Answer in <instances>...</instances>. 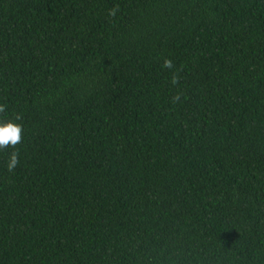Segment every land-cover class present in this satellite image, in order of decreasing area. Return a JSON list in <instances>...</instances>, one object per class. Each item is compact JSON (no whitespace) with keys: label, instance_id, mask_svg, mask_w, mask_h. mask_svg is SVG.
Wrapping results in <instances>:
<instances>
[{"label":"trees","instance_id":"16d2710c","mask_svg":"<svg viewBox=\"0 0 264 264\" xmlns=\"http://www.w3.org/2000/svg\"><path fill=\"white\" fill-rule=\"evenodd\" d=\"M0 264H264V0H0Z\"/></svg>","mask_w":264,"mask_h":264}]
</instances>
